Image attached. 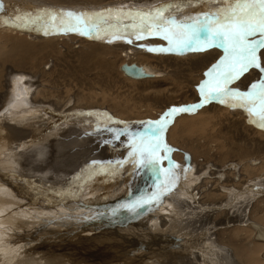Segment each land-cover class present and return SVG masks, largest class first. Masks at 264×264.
<instances>
[{
  "label": "rangeland",
  "instance_id": "1",
  "mask_svg": "<svg viewBox=\"0 0 264 264\" xmlns=\"http://www.w3.org/2000/svg\"><path fill=\"white\" fill-rule=\"evenodd\" d=\"M140 1L139 0H123V1L98 0L97 2L92 0H87V1L84 0L83 1L84 3L78 2L76 5H69V4L61 5L49 0H23L24 3L22 2V0L19 1L0 0V3H3V9L0 10V12L10 11L11 13L17 15L22 13L20 14L21 16L22 15L24 16L25 13H32L33 16H35L37 13L42 15L41 14L42 12H40L41 9L42 10L71 9L76 12L87 11V9L88 11H93V10L101 11L103 9V6L114 8L111 7L110 5H115V6L117 5L120 8L122 7L126 9L129 8V9L148 10V8H150L151 6L152 8L150 9H153L159 7L162 4H167L170 2V0H159V1L152 0L156 2H151V5L148 6L146 4L147 2L145 3L143 2L144 0L143 1L140 0ZM218 6H221L219 4V0H215V2H211V0H200L199 3H193L191 6L184 5L180 7L179 11L175 14L177 18H182L186 15H192L202 12H208L209 10H214ZM28 9H32V11ZM124 23L129 24L131 22H124ZM8 24L0 23V30H1L0 40L4 39L3 38L4 36L5 38L9 37L7 36L8 35L7 33L2 31V29L4 28L12 29ZM38 32H42V31H35L33 36L31 34L28 35L23 34L22 36H24L25 39L28 38L30 42L31 41L35 42L36 40L37 43H45L44 38L46 37L41 36L42 38L37 39L38 37H40L37 36ZM71 34H73L74 36L76 35L77 36L76 38L83 39V42L81 43L80 41L78 43L72 42L71 40H69L68 37H66V36H72ZM78 35L79 34L76 33L63 34L61 35L63 36L62 38L63 41H59V40L51 41L52 44L55 42L54 44L56 46H53L54 44L52 45L50 42H49V46L48 43L43 44L44 47L47 46L46 51L49 52V53L45 52L47 54H45L44 52H40L39 55H34V56H30L29 54L28 56L24 57L25 59H21L20 58L22 57L20 56L21 54H17L15 55V58L3 62L0 65V113L1 114H3L4 112L6 113L7 112L6 110H8L6 109L3 111L5 107H3L1 104V98L8 88L7 83L11 75L12 76L23 75L22 77L24 82L26 81L29 85L33 86L31 95L37 89H40L41 91L46 90L48 92L47 93L48 96L46 95L48 98L43 96L44 99L64 103V101L68 100V98L70 97V99L72 98V100H74L72 102L75 104V106L78 105L77 107L81 108L78 110L74 109V111L70 112L71 114L76 111L81 112L78 113V116L80 114L81 118L80 116L79 117L67 116L64 117L62 120H60V122L66 121L64 129H66L67 132L65 133V135L63 134V129L57 131V129L51 130L50 128H48L47 130V127L43 128L42 126L38 128L37 127L38 125H36L31 118H28L27 121L31 129L23 123L22 118L19 119L20 117H18V115H14L16 116L15 118L13 116V118H8L9 121H6L8 125L13 124L12 126L18 129L19 133L23 134L24 137L26 136L27 143L25 146H21L22 158L20 162L22 165L25 164L24 155L29 154L28 151L31 150L32 154L30 158V163L32 167L35 168V171L33 173H30L29 178L25 176L26 179H24L23 177H21V175L23 176V174H25L22 170L26 168H31V166L26 165L25 167L24 166L21 167L20 170L22 174L20 175V177L23 180L17 182L13 179L12 173L9 174L10 171L7 172L6 170H3V167L1 165H5L4 164L5 161H2V159L0 158V164H1L0 171L3 170L2 172L6 173L8 180L11 179L14 183L16 184L18 183L17 188H13V189L8 184L0 187V215H1L0 220L3 221V222L0 221L1 224L0 231L2 233L0 234V238H4L3 248L5 249L9 248V250L7 251L9 252L7 257L4 260H1L2 262L0 263L13 264L15 263V261L16 262L19 261L18 264H53V263L54 264H59V263L60 264H104L106 262L107 264H148L149 262L147 261V259L149 258L156 259L157 256L155 254L158 253L159 254L158 258L161 260L162 264H186V262L187 264H189L190 262H191L190 264H206L207 262H209V264H212V262L215 261L217 255L213 251L214 249L209 245H207L208 242L207 238L203 235H199L198 231H196V228L192 224L196 220V218L195 216L192 215L193 213L191 212L196 211L195 215H197V213H199L201 209H202L201 212L204 210V207H209L210 209V207L215 204L219 206L222 205L223 210H225L226 213L231 212L234 215L235 214L240 215L246 213V211H249L248 213L254 211V215H256L257 217H264V195L261 192L262 187L260 188L259 192L257 191L258 193H256V191L244 190L245 191L244 194L239 193L235 196L233 195V193L231 194L230 192H220L219 194L215 192H211L210 188H213L215 184L210 185L211 184L210 182L209 184L210 187L207 186V189L204 192L199 193L196 199H193L194 197H191L192 196L191 190H196V188H199L201 185H203V180H200L199 178L198 183H196L193 187L190 184L191 182L188 180V178H190V174L187 173L188 175H186L187 169H185L184 167L185 166L194 167L196 170V174H201L204 169L209 170V167L203 168L200 165V163L203 162L202 157L204 155L195 157L193 155V151L194 149L197 150L198 146L211 147V145L208 146L209 145L208 138L209 139L213 138V140H215L216 143L220 147H222V149L214 148V150L211 151V153L215 154L217 157H219V159L216 160V165H212L211 162L208 163L212 167L209 171L207 170L209 176L211 175L210 180H212L215 175H216L215 177L217 178H218L217 175H221L222 178L224 177L221 182V185L225 183L228 186H233V187L240 185L243 186V180H241V177L242 179L244 177H245L244 179H246L247 175L245 174L244 171L241 170L242 168H244L242 166L246 165L251 160L255 161V162L251 161L254 166H259L262 160H264L263 127L262 128H259V126L256 127L255 124H252V122L249 121L248 117L246 121H241L237 116H233L232 114H228L229 115L228 116L226 112L222 110L218 111V109L214 108L215 102L220 103V101L217 100L206 103L202 107L195 108L196 112L189 111L185 113L174 114L170 118V122L167 125L163 135H164L165 143L169 145L171 149L174 147L173 150L168 153L171 156L170 155L168 156L176 165L179 166L173 169V171L179 174L177 175L178 178L176 179L175 184L167 186V191H165L166 195L164 194L163 196H161L162 197L160 198L161 200L159 199L160 202L156 201L157 202L156 203L155 201L152 202L150 201L151 206L154 205L153 206L154 209H148L150 208L148 206V203H145L146 208L144 207L143 210L138 208L132 210L129 207H125V205H133L137 201L145 200V198H148L157 191H163V189L160 187L154 188L151 187L150 185L148 186L144 185L145 179L148 178L150 181L151 179H153L151 177L152 176L151 174H154L155 176L154 178H156L157 180L158 179L161 180L160 185L162 182L166 181V175L163 172L157 174L155 171L148 168L143 173L142 172L143 167H138L136 164L133 163V157L129 156V153L132 151L130 138L131 137L138 138L140 134L147 132L151 126L150 122L159 120L160 117L166 111H168L174 106L180 107V106H191V105L199 104L202 99L199 91V85L202 83V81L207 79L205 73L207 72L208 68L211 67V65L217 63V61L219 60L217 58L218 56L222 57L224 55V50L221 47L219 48V46L217 47L213 46L203 51H185V52L149 51L148 50L149 47H159V46L167 47L168 42L166 43V41L159 36L146 37L145 38L146 41L145 39L135 40L134 37L130 36L129 39H132V43H128L127 40H122V39L112 40L111 37L109 36H105L103 39H98V38H94L93 36L89 37V36H83V35L78 36ZM34 36H36V38ZM140 41L143 42L141 43ZM1 42L2 41H0V43ZM89 43L96 44L103 49L104 54L102 55V57H103L104 65L101 66L98 65L97 67L92 63L86 65L85 62L82 61L81 56L84 55L86 52H88V50H90L92 47L90 46ZM7 45L8 46L5 47V49L6 48L8 49L9 44ZM137 45H139V47H137ZM141 45H143V47ZM129 47H131L130 49H132L133 52H131ZM52 48H56V49L53 50ZM216 49H218V51ZM212 52H214V54ZM215 52L217 53V57ZM202 53H204L205 56L208 54L213 55L209 57L211 60H207L210 62L208 63L210 64V66L206 64L207 61L206 63L205 61H203V57L205 56L204 54L201 55ZM198 59L200 61H198ZM126 62L137 63L139 65H146L148 67H152L154 72L159 74V77L149 78L144 80H133L130 78H126V76L120 71V67L123 65V63ZM198 62L199 63L204 62L203 64L205 66L203 65L201 66V68L196 67L195 64ZM89 65L90 67L91 66L92 67L89 68ZM203 68H205V72ZM262 68H264V65H262ZM251 69H255L258 73V75L255 78V81H253L251 84H253L254 82L257 83L261 79H264V71H262L261 69L250 68L247 72H245V74H243V76H240L239 79L235 80L234 81L235 83L234 82H233L234 84L232 83L233 85L232 84L231 86L229 85V87L233 89H236V87L239 88L238 87L239 84H237V82L240 83L241 79L245 75H247L251 71ZM10 81H11L10 83H12L13 85L21 84L19 82L21 80H19L18 78H14V79L11 78ZM41 85H44V87H42ZM250 88L251 85L244 86V88H242L243 90L241 91H249ZM50 92H52V94ZM12 95H13V91H12ZM36 95L40 97L38 93H36ZM77 98L80 99L77 101ZM81 99L83 100L81 101ZM87 99L88 101H86ZM84 101L86 102V105H84L83 108V106L81 105L85 104ZM78 103L81 105H79ZM108 105L112 109L105 111ZM87 106H89L90 108L89 107L86 108ZM91 106L95 108L98 106L97 108L99 109L101 107L102 110L101 109L100 110L102 111V113L99 112L98 110L93 111V113L92 111L90 112L89 110L94 109ZM123 108H125L124 109L125 111H123ZM201 110L203 111L200 112ZM82 111L86 112V114L84 112L82 113ZM182 114L188 115V117H193V115L194 116L197 115V117H201L203 119L208 118V122H205L206 123L205 126L201 127L202 129L199 128L198 129L199 131H195V132L193 131L191 133L189 130L186 133L183 132L181 138H176L177 140H174L175 143H173L174 141H172L171 143L170 132H173V130L171 129L175 130L177 126L181 124L180 123L176 125L177 121L179 123V120L181 118L180 116ZM175 115L176 117L177 116L178 117L176 118ZM105 116L107 119L105 118ZM109 117L111 118L110 120L108 119ZM173 117L176 120L175 119L173 120ZM16 118L19 120H17ZM112 118L114 119V122ZM203 119L200 120L197 119V120H199L200 122ZM68 120H69V124H67ZM181 121L183 123L184 119H181ZM94 122L95 123L97 122L96 124L98 125V127L96 124H94ZM76 128L77 130L75 131ZM81 128L83 129L81 130ZM105 129L123 130V134L119 136V139H116L115 138L116 134L114 132H113L114 135H112V131L109 130L106 131ZM106 132H108V134ZM188 132H190V134H187ZM11 133L12 135L14 134L13 132ZM37 133L41 138L37 135ZM100 134H102V136ZM96 135L99 137H97ZM208 135L212 137L210 138L208 137ZM206 136L208 138H206ZM30 138L33 140H31ZM49 138L52 140H49ZM100 138L103 140L102 141L103 143L101 142ZM29 139L31 142L29 141ZM42 139L45 140L48 139V140L44 141ZM50 141H51V145H49ZM186 141H188V143ZM176 143L178 144L175 145ZM190 144L192 148L190 147ZM234 147H238V150L235 149ZM243 149L244 152L242 154V158L245 156L244 154L245 151L246 153L250 151L251 154H247V157L245 156L247 160L241 158V160H239L238 162L235 156L236 155L241 156L237 152ZM103 150H105V152ZM14 151L15 152L13 153L17 152L16 150ZM176 152L178 154L177 155L178 157L176 156ZM43 153L44 154L47 153V154L44 155ZM252 153L254 155H252ZM163 154L164 153L161 152V155ZM172 155L175 156V158ZM88 156L89 158H87ZM91 156H92L91 159L94 158L93 160L90 159ZM233 160L237 161L238 168L240 170L239 171L240 174L237 172L239 174L237 180L238 185L235 182L234 184H231L233 182H230L229 180L232 174L231 175L228 174L227 169H225L226 167H224L226 163L228 164L233 163ZM37 161L40 163H38ZM94 161L96 163H93ZM203 163L205 164L206 162ZM14 164L15 163L13 162L11 165L14 166ZM7 165L10 168L13 167L9 164ZM125 165L127 169L126 167L124 168ZM120 166L123 168V170L122 173L119 174ZM168 166H169L168 160H163L161 162L160 165L161 168H167ZM135 169H137L136 175H133L132 177L133 179L134 176L137 177V179L139 180V186L133 185L132 187L134 186L135 187L133 189L132 188L129 189L131 181L133 180L132 177L129 178L130 176L129 173H132ZM221 169L223 173L221 172ZM212 170L218 174L216 173L211 174L210 172H212ZM46 171H48V173H46ZM221 173L224 175H222ZM127 174L130 180H128V178L126 177ZM259 177L260 176H258V178ZM141 178L143 179V181ZM204 178L205 177H203V179ZM114 179H116L117 182ZM24 184L27 185L25 186ZM28 184L30 185L28 186ZM107 185H109L112 190L108 191V193H105L108 189ZM258 187L260 186L259 185H257L256 187L254 186L256 190ZM17 189L20 191H18ZM262 189H264V187ZM189 191L190 193H188ZM187 193L190 196L187 195ZM51 194H56L59 196H55ZM123 194L124 195L134 194V197H125L123 196ZM202 194H204L205 196ZM147 195L149 196L147 197ZM9 196L12 197L13 201H15L16 204H18V206L19 203L22 204L24 202L23 205L19 206L21 208L20 210L15 209L17 206L14 205L7 206V204H5L6 202H8L5 199L8 198L9 200ZM25 196H27L28 198ZM38 196L41 198H39ZM31 198H35V200L32 201L33 199ZM42 198L44 201H42ZM121 198L123 199L122 201ZM69 200L70 201L72 200L74 202L72 201L70 202ZM29 201H31L32 203ZM106 201L108 202V204ZM187 202L190 204H188ZM201 204H209V205L201 206ZM187 206L189 207L194 206L197 207V209L188 210ZM77 209L80 211V214H78V212L76 211ZM146 210L151 215L154 214L155 212V214L157 213L158 216L154 220H149L150 218L148 219L149 216L148 213L143 214L141 216L142 212L143 211L145 212ZM161 210L162 211L165 210L166 212L164 211L165 212L164 213ZM76 214L78 215L76 216ZM26 215L29 216V218ZM140 216L141 219L144 218L140 223L141 224L145 223V225L147 226L142 227V229L139 228L140 230L138 229L137 234L135 235L136 228L140 226L137 227L136 225L133 224L134 222L133 217L135 219ZM160 217L168 218L169 221L171 220L177 222H185L184 226L190 228L194 232L193 231L188 232L187 230L185 231L180 227L177 228L178 230L166 229L165 233L166 236H169V238H167L169 242L165 243V239L161 240L159 236H156L155 238L151 236V234H149L151 231L149 232L146 231L148 229L150 230V228H152V226L156 224L161 225V223L159 222ZM130 218L132 219V221L130 220ZM127 220H128V224H127ZM197 224L199 223H196L195 225ZM201 227H202V231L206 233L205 227L202 225ZM232 229H234V225L232 226L231 231ZM18 231H23L24 235H22V233L18 235ZM115 232L120 233L118 237H114L112 235V234L116 235ZM85 235L88 236L87 241H85ZM152 237L154 240L152 239ZM234 237L236 238L237 236L234 235ZM9 239L15 241V243L10 244ZM17 239L18 242L16 243ZM139 240L140 242H138ZM146 241H148V243H145ZM29 245L32 246L30 247ZM131 245L132 246L135 245V246L132 247ZM123 246L126 247V249H123L122 248ZM131 247L132 248L136 247V249L134 250ZM16 248H18L16 252L11 251V249H16ZM113 248L116 250L122 248V250L116 252L112 250ZM28 249H30L31 252L30 250L28 251ZM165 249L169 251V253ZM43 252L45 253V255ZM232 252H234L233 247L230 249L229 253L232 254ZM58 253H62V254H58ZM230 258L233 259V257ZM30 259L32 261H30ZM233 260L235 261V264L242 263L240 261H237L238 259H233ZM230 262L231 261H229L227 264H233L232 262L231 263ZM217 264H221V263H217Z\"/></svg>",
  "mask_w": 264,
  "mask_h": 264
},
{
  "label": "bare ground",
  "instance_id": "2",
  "mask_svg": "<svg viewBox=\"0 0 264 264\" xmlns=\"http://www.w3.org/2000/svg\"><path fill=\"white\" fill-rule=\"evenodd\" d=\"M19 1V0H18ZM49 1H52V2H56V3H58V4H69V5H76L78 2H80V3H84L83 1H81V0H49ZM87 1V0H86ZM92 1H97L98 2V0H92ZM112 1V0H111ZM117 1H123V0H117ZM140 1V0H139ZM143 1V0H142ZM157 1H159V0H157ZM22 2H23V0H22ZM51 2V3H52ZM101 2V1H100ZM141 2V1H140ZM144 3L145 2H147L146 4L149 6V5H151V2H156V1H152V0H144L143 1ZM18 3V2H17ZM21 3V2H20ZM24 3V2H23ZM86 3V2H85ZM28 4V3H27ZM119 5V4H118ZM200 5V4H199ZM59 6V5H58ZM111 7H114V8H120V7H118L117 5V7L115 6V5H110ZM72 7V6H71ZM60 8V7H59ZM64 8V7H63ZM109 7H106V6H103V9H102V7H101V9L102 10H104V9H108ZM122 8V7H121ZM150 8H152V6L150 7ZM150 8H148V9H150ZM26 9V8H25ZM61 9V8H60ZM96 9V8H95ZM127 9H129V8H127ZM28 10H31L32 11V9H28ZM42 10V9H41ZM62 10V9H61ZM69 10V9H68ZM71 10V9H70ZM87 11H88V9H87ZM193 11V10H192ZM39 12V11H38ZM20 14H22V13H20ZM20 14H13V13H11L10 11H6V12H0V20H15V18L17 17V16H21ZM34 14H35V11H34ZM42 15H43V13H41ZM23 16V15H22ZM124 22H131V21H123V23ZM8 24V23H7ZM125 24V23H124ZM12 29H10V28H4V29H2V31L3 32H5V33H7L8 35L7 36H9V37H7V38H5V36L3 37L4 39H1L0 41H2L1 43H0V65L3 63V62H6V61H9V60H11V59H13V58H15V55H17V54H21L20 56H22V57H20L21 59H25L24 57H26V56H28L29 54H30V56H34V55H39L40 54V52H48V51H46V47H44V45L43 44H45V43H48V46H49V42L51 43V41H53V40H59V41H63V36H61V35H63V34H66V33H53L54 35H52V34H49V35H45V34H43V32H38L37 34V36H40V37H38L37 39H39V38H42L41 36H44V37H46V38H44L45 39V43H37V41L35 40V42H30L29 41V39L27 38V39H25L24 38V36H22L23 34H31L32 36L34 35V33H35V31L34 30H29V29H22V28H17V27H15V26H13V24L11 23V25H10V23L8 24ZM17 28V29H16ZM16 30H19V31H16ZM1 31V30H0ZM7 31V32H6ZM42 33V34H41ZM56 34H58V35H56ZM2 35V34H1ZM72 36H66V37H68L69 38V40H71L72 42H74V43H78L79 41H80V43L81 42H83V39H80V38H76L77 36L75 35H73V34H71ZM3 36V35H2ZM54 36V37H53ZM79 36V35H78ZM35 38H36V36H34ZM89 37H91V36H89ZM110 37V36H109ZM32 38V37H31ZM48 38V39H47ZM50 38V39H49ZM82 38V37H81ZM85 38V37H84ZM87 38V37H86ZM4 40V41H3ZM85 40V39H84ZM91 40H93V39H91ZM145 41H146V39H145ZM149 41V40H148ZM166 41V40H165ZM68 42V41H67ZM70 42V41H69ZM116 42V41H115ZM136 42V41H135ZM141 42V41H140ZM143 42V41H142ZM141 42V43H142ZM168 41H166V43H167ZM55 43V42H54ZM53 43V44H54ZM58 43V42H57ZM74 43H73V45H74ZM137 43V42H136ZM139 43V42H138ZM7 44H9V47H8V49L6 48L5 49V47H7L8 45ZM52 44V43H51ZM52 44V45H53ZM86 44V43H85ZM90 44V46H92L91 47V49L90 50H88V52H86L84 55H82L81 56V58H82V61H84L85 62V64L87 65V64H93V65H96L97 67H98V65H104V62H103V57H102V55L104 54L103 52V49L100 47V46H98V45H96V44H93V43H89ZM152 44V43H151ZM154 44V43H153ZM52 45H51V47H52ZM79 45V44H78ZM129 45V44H128ZM155 45V44H154ZM53 46H56L55 44L53 45ZM66 46V45H65ZM80 46V45H79ZM89 46V47H90ZM127 46V45H126ZM150 46V45H149ZM161 46H163V45H161ZM105 47V46H104ZM128 47V46H127ZM137 47H139V45H137ZM141 47V46H140ZM160 47V46H159ZM165 47V46H164ZM217 47V46H216ZM107 48V47H106ZM131 47H129V49H130ZM145 48V47H144ZM220 48V47H219ZM49 49H50V47H49ZM53 50L54 49H56V48H52ZM223 49V48H222ZM105 50V49H104ZM131 50V52H133L132 51V49H130ZM129 50V51H130ZM136 50V49H135ZM217 51H218V49H216ZM74 51V50H73ZM84 51V50H83ZM125 51H127V50H125ZM203 51V50H202ZM211 51V50H210ZM221 51V50H220ZM223 51V50H222ZM59 52V51H58ZM79 52V51H78ZM43 53V54H44ZM49 53V52H48ZM208 53H210V52H208ZM208 53H206V54H208ZM213 54H214V52H212ZM45 54H47V53H45ZM111 54V53H110ZM116 54V53H115ZM204 53H202L201 55H203ZM215 54H216V57H217V53L215 52ZM220 54V53H219ZM218 54V55H219ZM117 55V54H116ZM185 55H186V53H185ZM199 55V54H198ZM194 56V55H193ZM192 56V57H193ZM200 56V55H199ZM204 56H205V54H204ZM210 56H213V55H211V54H208V55H206L205 57H203V61H205V63H206V61L207 60H211L209 57ZM214 57H215V55H214ZM216 57H215V59H216ZM19 58V59H20ZM200 58V57H199ZM212 58V57H211ZM219 60H220V58L221 57H217ZM202 59V58H201ZM214 59V60H215ZM217 59V60H218ZM218 60V61H219ZM198 61H200L199 59H198ZM213 61V60H212ZM217 61V62H218ZM23 62V61H22ZM204 62H201V63H196L195 65H196V67H198V68H201V66H203L204 64H203ZM208 63H210L209 61H207V65L208 66H210V64H208ZM212 63V62H211ZM123 64H132V63H123ZM135 64H137V63H135ZM85 65V66H86ZM137 65H139V64H137ZM207 65H206V67H207ZM214 65V64H213ZM262 65H264V61H262ZM81 66V65H80ZM121 66V65H120ZM139 66H142L147 72H150L151 74H152V76H147V77H142V78H134V77H132V76H129V75H127L122 69H121V67H120V71L126 76V78H130V79H133V80H144V79H149V78H157V77H159V74H157L156 72H154V70H153V68L152 67H148V66H146V65H139ZM172 66V65H171ZM205 66V65H204ZM92 67V66H91ZM90 67V65H89V68H91ZM94 67V66H93ZM205 67V68H206ZM211 67H212V65H211ZM211 67H209L208 68V70L211 68ZM88 68V69H89ZM205 68H203L204 69V72H205ZM81 69V68H80ZM257 69V68H256ZM207 70V69H206ZM207 70V71H208ZM261 71V70H260ZM245 74V73H244ZM78 75V74H77ZM258 75V73H257V71L255 70V69H251V71L247 74V75H245L242 79H241V82L240 83H238L237 82V84H239V88H237L236 87V89H238V90H243L242 88H244V86H249V85H252L251 83L253 82V81H255V78H256V76ZM12 76V75H11ZM10 76V79L11 78H18L19 80H21V81H19L21 84H18V85H13L12 83H10L11 81H10V79L8 80V83H7V85H8V88H7V90H6V92L4 93V95L2 96V98H1V104H2V106L3 107H5V109H3V111L4 110H6V109H8V110H6L7 112L5 113H3V114H1L0 113V158L2 159V161H5V165H1L2 167H3V170H6L7 172L8 171H10L9 172V174L10 173H12V176H13V179L15 180V181H17V182H19V181H21V180H23L21 177H23L24 179H26V177L25 176H27L28 178H29V176H30V173H33L34 171H35V168L34 167H32V165H31V163H30V158H31V150L30 151H28V153L29 154H25L24 155V160H25V164L24 165H22L21 164V158H22V153H21V146H25L26 145V143H27V139H26V136L24 137L23 136V134H21V133H19V130L18 129H16L14 126H12V125H8L7 123H6V121H9V119L8 118H13V116L14 115H18V117H20L19 119H21L22 118V120H23V123L27 126V127H29V123H27V121H28V118H31L32 120H33V122L36 124V125H38L37 127L39 128L40 126H42L43 128H45V127H47V130H48V128H50L51 130L52 129H57V131H59V130H61V129H63V134L65 135V133L67 132V130L66 129H64V127H65V124H66V121L65 122H60V120H62L64 117H71V116H76V117H79L80 116V114H79V116H78V113H81V112H73L72 114L70 113L71 111H74V109H81V108H79V107H77V106H75V104L72 102V101H74V100H72V98L70 99V97L68 98V100H66V101H64V103H61V102H58V101H53V100H47V99H44V97L43 96H45V97H47L48 95H47V91L46 90H40V89H37L34 93H32V95H31V91H32V85H29L26 81L24 82V80H23V75L22 76H12L11 77ZM243 76V75H242ZM240 78V77H239ZM235 83V82H234ZM233 83V84H234ZM255 83V82H254ZM232 84V85H233ZM40 86V85H39ZM42 87H44V85H41ZM231 86V85H230ZM235 87V86H234ZM35 88V87H34ZM241 88V89H240ZM12 91H13V95H12ZM36 93H38V95H40V97H38L37 95H36ZM51 94H52V92H50ZM47 95V96H46ZM77 95V94H76ZM14 96H15V98H14ZM51 96V95H50ZM83 96H84V94H83ZM59 97H61V96H59ZM77 97V96H76ZM48 98V97H47ZM80 99V98H79ZM78 98H77V101L79 100ZM91 99V98H90ZM83 99H81V101H82ZM86 101H88V99L86 100ZM93 101V100H92ZM91 101V102H92ZM95 101V100H94ZM217 101H219V100H217ZM85 102V101H84ZM79 104V103H78ZM213 104H214V102H213ZM79 105H81V104H79ZM84 105H86V102H85V104H83V105H81V106H83V108H84ZM89 105V104H88ZM105 105V104H104ZM110 106H112V105H110ZM215 106V107H214ZM213 107L215 108V109H218V111L219 110H222V111H224V112H226L227 113V115L228 114H232L233 116H237V117H239V119L241 120V121H246L247 120V117H248V119H249V121H250V116H249V114H248V112L244 109V108H240V107H231L230 106V104L229 103H218V102H215V105H214ZM89 106H87L86 108H88ZM91 107H93V106H91ZM98 107V106H97ZM95 108V107H93L94 109L93 110H89L90 112L92 111V113H93V111H99V112H101L102 113V108L100 107V109L99 108ZM125 107V106H124ZM90 108V107H89ZM107 109H105V111H107V110H109V109H112L111 107H109V105L106 107ZM126 108V107H125ZM125 108H123V111H125L124 109ZM130 108V107H129ZM232 108H233V110H232ZM92 109V108H91ZM86 110V109H85ZM199 110V109H198ZM198 110H197V113H198ZM104 111V110H103ZM194 112H196V109H194L193 110ZM203 110H201L200 112H202ZM217 111V110H216ZM222 111H221V113H222ZM84 111H82V113H83ZM194 112H192V113H194ZM34 113V114H33ZM85 114H86V112H84ZM91 113V114H92ZM95 113H97V112H95ZM181 113H185V112H181ZM6 114V115H5ZM185 116H187V117H185ZM229 116V115H228ZM16 116H14V118H15ZM118 117V116H117ZM175 117H176V115H175ZM178 117V116H177ZM176 117V118H177ZM181 118H180V120H179V123H178V121H177V124L176 125H178V124H180V125H178L177 126V128L174 130V129H171V130H173V132H170V140H171V143H172V141H174V140H177L176 138H181V136H182V133L183 132H187V131H189L190 130V132L192 133L193 131L195 132V131H199L198 129L199 128H201V127H204L205 126V122H208V118H205V119H203V118H201V117H197V115L196 116H194L193 115V117H188V115H181L180 116ZM6 118H7V120H6ZM80 118H81V116H80ZM105 118H106V116H105ZM17 119V118H16ZM19 119H17V120H19ZM86 119V118H85ZM90 119V118H89ZM107 119V118H106ZM118 119V118H117ZM175 118L173 117V120H174ZM181 119H184V121H183V123H182V121H181ZM197 119H203V120H201L200 122H199V120H197ZM11 120V119H10ZM30 120V119H29ZM70 120V119H69ZM69 120H68V122H67V124H69ZM81 120H84V119H81ZM95 120V119H94ZM112 120H113V122H114V119L112 118ZM172 120V119H171ZM176 120V119H175ZM178 120V119H177ZM102 121V120H101ZM116 121H118V120H116ZM15 122V121H14ZM18 122V121H17ZM39 123V124H37V123ZM91 122H93V121H91ZM99 122V121H98ZM107 122V121H106ZM109 122V121H108ZM173 122V121H172ZM16 123V122H15ZM40 123H42V124H40ZM97 123V122H96ZM95 122H94V124H96ZM240 123V122H239ZM85 124V123H84ZM108 124V123H107ZM114 124V123H113ZM112 124V125H113ZM243 124V123H242ZM241 124V125H242ZM252 124H255L256 125V127H258L259 126V124L258 123H253L252 122ZM97 125V124H96ZM99 125H100V123H99ZM109 125H111V124H109ZM116 125V124H115ZM124 125V124H123ZM173 125H174V123H173ZM176 125H175V127H176ZM240 125V124H239ZM106 126V125H105ZM26 127V128H27ZM36 127V126H35ZM90 127V126H89ZM97 127H98V125H97ZM108 127V126H107ZM110 127V126H109ZM113 127V126H112ZM116 127V126H115ZM171 127V126H170ZM20 128H21V126H20ZM30 128V127H29ZM33 128V127H32ZM102 128V127H101ZM111 128V127H110ZM249 128H252V127H249ZM259 128H262V127H260L259 126ZM31 129V128H30ZM83 128H81V130H82ZM92 129V128H91ZM202 129V128H201ZM263 129H264V127H263ZM36 130V129H35ZM77 130V128L75 129V131ZM106 130V129H105ZM107 130H109V129H107ZM106 130V131H107ZM41 131V130H40ZM11 132H13L14 134L12 135V133ZM42 132V131H41ZM51 132V131H50ZM100 132V131H99ZM113 132L114 131H112V135H114L113 134ZM167 132V131H166ZM190 132H188L187 134H190ZM62 133V132H61ZM81 133H82V131H81ZM87 133V132H86ZM101 133V132H100ZM107 134H108V132H106ZM109 133H111V132H109ZM115 133V132H114ZM51 134V133H50ZM56 134V133H55ZM54 134V135H55ZM96 134V133H95ZM116 134V133H115ZM167 134V133H166ZM186 134V135H187ZM33 135H35V134H33ZM37 135L39 136V134L37 133ZM37 135H36V137H37ZM44 135V134H43ZM53 135V134H52ZM98 135V134H97ZM96 135V136H97ZM101 136H102V134H100ZM104 135V134H103ZM88 136V135H87ZM100 136V137H101ZM106 136V135H105ZM107 136H109V135H107ZM111 136V135H110ZM116 136V135H115ZM178 136H180V137H178ZM184 136V135H183ZM194 136V135H193ZM192 136V137H193ZM40 137V136H39ZM49 137V136H48ZM52 137V136H51ZM56 137V136H55ZM97 137H99V136H97ZM168 137V136H167ZM204 137V136H203ZM208 137H210L209 135H208ZM207 136H206V138H208ZM212 137V136H211ZM210 137V138H211ZM41 138V137H40ZM45 138V137H44ZM85 138V137H84ZM112 138V137H111ZM125 138V137H124ZM31 139V138H30ZM30 139H29V141H30ZM36 139V138H35ZM98 139V138H97ZM96 139V140H97ZM101 139V138H100ZM108 139H110V138H108ZM108 139H106V140H108ZM117 139V138H116ZM115 139V140H116ZM31 140H33V139H31ZM38 140V139H37ZM42 140H44V141H46V140H48V139H42ZM49 140H52V139H50L49 138ZM123 140V139H122ZM70 141V140H69ZM103 140L101 139V142H102ZM169 141V140H168ZM178 141H179V139H178ZM177 141V142H178ZM181 141V140H180ZM198 141V140H197ZM31 142V141H30ZM34 142V141H33ZM54 142V141H53ZM187 143H188V141H186ZM214 142V143H213ZM103 143V142H102ZM173 143H175V141L173 142ZM183 143V142H182ZM185 143V142H184ZM41 144V143H40ZM178 143H176L175 145H177ZM208 146H210L211 145V147H204V146H198L197 147V150H195L194 149V151H193V155L195 156V157H199V156H203L202 157V159H203V162H206L205 164L203 163V162H201L200 163V165H201V167H203V168H206V167H209V170L212 168L208 163L209 162H211V164L212 165H216V160L217 159H219V157H217L215 154H212L211 153V151L212 150H214V148H221L222 149V147H220L217 143H216V141L215 140H213V138H211V139H209L208 138ZM11 145H12V147H11ZM17 146V147H15V146ZM31 145H32V143H31ZM49 145H51V141H50V144ZM186 145V144H185ZM193 145V144H192ZM29 146V145H28ZM39 146V145H38ZM169 146V145H168ZM179 146V145H178ZM194 146V145H193ZM190 147H191V144H190ZM258 147V146H257ZM30 148V147H29ZM40 148V147H39ZM46 148V147H45ZM76 148V147H75ZM171 148V147H170ZM174 148V147H173ZM173 148H172V150H173ZM179 148V147H178ZM192 148V147H191ZM194 148V147H193ZM235 149H237L238 150V147H234ZM99 149V148H98ZM190 149V148H189ZM14 150H16L17 152L16 153H13V152H15ZM73 150V149H72ZM102 150V149H101ZM264 150V149H263ZM25 151V150H24ZM53 151V150H52ZM104 152H105V150H103ZM176 151V150H175ZM190 151V150H189ZM248 151V150H247ZM262 151V150H261ZM260 151V152H261ZM22 152H23V150H22ZM58 152V151H57ZM95 152V151H94ZM174 152V151H173ZM237 152V151H236ZM243 152H244V149L243 150H241V151H239V152H237V153H239L241 156H239V155H236L235 157H236V159H237V161L239 162V160H241V158H242V154H243ZM249 152V153H248ZM247 153H246V151H245V156L247 157V154H251V152L250 151H248ZM35 153H37V152H35ZM53 153V152H52ZM44 154V153H43ZM45 154H47V153H45ZM44 154V155H45ZM76 154V153H75ZM90 154V153H89ZM88 154V155H89ZM95 154V153H94ZM38 155V154H37ZM101 155V154H100ZM110 155H112V154H110ZM168 155H170V154H168ZM174 155V154H173ZM172 155V156H173ZM178 154H177V152H176V156H177ZM185 155V154H184ZM252 155H254L253 153H252ZM47 156V155H46ZM85 156V155H84ZM121 156V155H120ZM171 156V155H170ZM243 157L244 158V160L246 159V157ZM98 157V156H97ZM100 157V156H99ZM104 157V156H103ZM108 157V156H107ZM174 158H175V156H173ZM178 157V156H177ZM191 157V156H190ZM205 157V158H204ZM249 157V156H248ZM251 157V156H250ZM87 158H89V156L87 157ZM92 158V156L90 157V159ZM119 158V157H118ZM242 158V159H243ZM94 159V158H93ZM93 159H91V160H93ZM110 159V158H109ZM113 159V158H112ZM97 160V159H96ZM104 160V159H103ZM235 160V159H234ZM233 160V163H230V164H228V163H226V165L224 166V163H223V166L224 167H226L225 169H227V172H228V174H232L231 176H230V182H233V183H231V184H234V182L235 183H237V185H238V182H237V180H238V177H239V168H238V163H237V161H234ZM247 160V159H246ZM74 161V160H73ZM107 161V160H106ZM249 161H250V159H249ZM252 162L254 161V160H251ZM248 162L246 165H243L242 167H244V168H242L241 170L242 171H244L245 172V174L247 175V178L246 179H242V177H241V180H243V186L242 185H240V186H235V187H233V186H228L227 184H225V183H223V185H221V182H222V180H223V178L221 177V175H217L218 176V178L217 177H213V179L212 180H210V176H209V173H208V171L206 170V169H204L203 170V172L201 173V174H196V170H195V168L194 167H190V166H185L184 168L185 169H187V172H186V175H188L187 173H189L190 174V178H188V180L191 182H189L193 187H194V185L196 184V183H198V180H199V178H200V180H203V185H201L199 188H196V190H191L192 192H191V194H192V196L191 197H194L193 199H196V197L198 196V194L199 193H201V192H204L206 189H207V186H209V184H210V182H211V184L210 185H212V184H215L214 186H215V188H214V186H213V188H210V191L211 192H215V193H220V192H230L231 194L233 193V195H237V194H244L245 193V191L246 190H250V191H256V193H258L259 192V190H260V188L262 187H264V160H262V162H261V164L259 165V166H254L253 164H252V162ZM258 161V160H257ZM256 161V162H257ZM15 163L14 164V166L13 165H11L12 163ZM38 162V161H37ZM127 162V161H126ZM183 162V161H182ZM247 162V161H246ZM255 162V161H254ZM36 163V162H35ZM38 163H40V162H38ZM70 163V162H69ZM88 163V162H87ZM241 163V162H240ZM7 164H9V165H11V166H13L12 168H10ZM182 164V163H181ZM208 164V165H207ZM228 164V165H227ZM251 164V165H250ZM26 165H30L31 166V168H26V169H24V170H22L25 174H23V176L21 175L22 174V172H21V167H25ZM250 165V166H249ZM258 165V164H257ZM47 167V166H46ZM126 167V165L124 166V168ZM55 168V167H54ZM117 168V167H116ZM134 168V167H133ZM115 169V168H114ZM126 169H127V167H126ZM139 169V168H138ZM148 168L147 167H143V169H142V172L144 173V171H146ZM1 170V169H0ZM2 170V171H3ZM59 170V169H58ZM122 170H123V168L120 166V171H119V174L120 173H122ZM2 171H0V187L1 186H3V185H6V184H8V185H10L11 187H12V189L13 188H17V184L16 183H14L11 179V181L10 180H8V178H7V176H6V173L5 172H2ZM114 171V170H113ZM140 171H141V168H140ZM178 171V170H177ZM186 171V170H185ZM136 172H137V169H135L132 173H129V178H131L133 175H136ZM221 172L223 173V171H222V169H221ZM239 174H238V173ZM38 173V172H37ZM44 173V172H43ZM46 173H48V171H46ZM183 173H184V171H183ZM182 173V174H183ZM211 174H215L216 172L215 171H213L212 170V172H210ZM221 173V174H222ZM242 173V172H241ZM8 174V173H7ZM140 174V173H139ZM177 174V173H176ZM216 174H218V173H216ZM238 174V175H237ZM260 174V175H259ZM20 175H21V177H20ZM38 175V174H37ZM49 175V174H48ZM152 175V176H151ZM150 176L153 178V179H151V181L147 178V179H145L144 180V185L145 186H148V185H150L151 187H159L160 186V179H156V178H154L155 176H154V174H151ZM177 175H179V174H177ZM184 175H185V173H184ZM192 175V176H191ZM222 175H224V174H222ZM10 176V175H9ZM258 176H260L259 178H258ZM51 177V176H50ZM127 178H128V174H127V176H126ZM203 177H205L204 179H203ZM128 178V180H130ZM144 178V177H143ZM180 178V177H179ZM261 178V179H260ZM31 179V178H30ZM48 179V178H47ZM132 179H133V177H132ZM142 179V178H141ZM156 179V180H155ZM186 179H187V177H186ZM51 180V179H50ZM53 180V179H52ZM74 180V179H73ZM116 182H117V180L116 179H114ZM128 180H126V181H128ZM55 181V180H54ZM122 181V180H121ZM142 181H143V179H142ZM240 181V180H239ZM32 182V181H31ZM30 183V182H29ZM107 183V182H106ZM130 183V182H129ZM259 185L260 187H258L257 188V190L254 188V186L256 187L257 185ZM25 185V184H24ZM27 185V184H26ZM25 185V186H26ZM30 184H28V186H29ZM44 185V184H43ZM52 185V184H51ZM50 185V186H51ZM133 185H137V186H139V180L137 179V177H135L134 176V179L131 181V184H130V188L129 189H133L134 187H132ZM159 185V186H158ZM20 186V185H19ZM129 186V185H128ZM149 186V187H150ZM184 186V185H183ZM221 186V187H220ZM223 186V187H222ZM253 186V187H252ZM21 187V186H20ZM107 187H108V189H107V191L105 192V193H108V191H111L112 189H111V187L109 186V185H107ZM210 187V186H209ZM27 188V187H26ZM58 188V187H57ZM117 188V187H116ZM121 188H122V186H121ZM261 188V192L263 193V195H264V189H262ZM44 189V188H43ZM18 190V189H17ZM45 190V189H44ZM46 190H47V188H46ZM49 190V189H48ZM245 190V191H244ZM18 191H20V190H18ZM22 191V190H21ZM28 191V190H27ZM26 191V192H27ZM50 191V190H49ZM49 191H48V194H49ZM127 191V190H126ZM136 191V190H135ZM139 191V190H138ZM258 191V192H257ZM30 192V191H29ZM129 192V191H128ZM137 192V191H136ZM28 193V192H27ZM31 193V192H30ZM51 193V192H50ZM188 193H190V191L188 192ZM187 193V195H189ZM13 194V193H12ZM33 194V193H32ZM57 194V193H56ZM56 194H51V195H55V196H59V195H56ZM117 194V193H116ZM127 194V193H126ZM124 195L123 194V196H125V197H134V194L133 195ZM3 195V194H2ZM6 195V194H5ZM14 195V194H13ZM17 195V194H16ZM110 195V194H109ZM166 195V194H165ZM170 195H171V193H170ZM175 195V194H174ZM202 195H204V194H202ZM30 196V195H29ZM40 196V195H39ZM38 196V197H39ZM44 196V195H43ZM46 196V195H45ZM149 195H147V197H148ZM152 196V195H151ZM151 196H149V197H151ZM190 196V195H189ZM201 196V195H200ZM205 196V195H204ZM208 196V195H207ZM232 196V195H231ZM234 196V197H235ZM25 197H27V196H25ZM122 197V196H121ZM143 197V196H142ZM141 197V198H142ZM148 197V198H149ZM166 197V196H165ZM186 197V196H185ZM28 198V197H27ZM39 198H41V197H39ZM56 198V197H55ZM70 198V197H69ZM123 198V197H122ZM121 198V201L123 200ZM148 198H145V200H148ZM160 198H162V197H160ZM217 198V197H216ZM31 199H33L32 201H34L35 200V198H31ZM71 199V198H70ZM178 199V198H177ZM208 199V198H207ZM5 200H7L8 202H6L5 204H7V206H17L15 209H21L19 206H21V205H23V203L21 204V203H19V206H18V204H16V202L15 201H13V199H12V197L11 196H9V200H8V198L7 199H5ZM15 200V199H14ZM73 200V199H72ZM71 200V201H72ZM117 200V199H116ZM134 200V199H133ZM161 200V199H160ZM214 200V199H213ZM225 200V199H224ZM22 201V200H21ZM42 201H44L43 200V198H42ZM70 201V200H69ZM70 201V202H71ZM108 201V200H107ZM106 201V202H107ZM125 201V200H124ZM143 201V200H142ZM172 201V200H171ZM190 201V200H189ZM188 201V202H189ZM220 201V200H219ZM1 202H3V201H1ZM5 202V201H4ZM29 202H31V201H29ZM72 202H74V201H72ZM120 202V201H119ZM152 202V201H151ZM156 202V201H155ZM160 202V201H159ZM187 202V203H188ZM195 202H196V200H195ZM217 202H218V200H217ZM225 202V201H224ZM223 202V203H224ZM32 203V202H31ZM30 203V204H31ZM110 203H111V201H110ZM115 203V202H114ZM117 203V202H116ZM157 203V202H156ZM168 203V202H167ZM5 204H3V205H5ZM28 204V203H27ZM65 204V203H64ZM77 204V203H76ZM80 204V203H79ZM107 204H108V202H107ZM119 204V203H118ZM162 204V203H161ZM185 204V203H184ZM188 204H190V203H188ZM187 204V205H188ZM213 204V203H212ZM62 205V204H61ZM160 205V204H159ZM158 205V206H159ZM208 206L209 204H201V206ZM2 206V205H1ZM26 206V205H25ZM106 206V205H105ZM148 206L150 207V208H148V209H154V205L153 206H151V203H150V201L148 202ZM157 206V207H158ZM161 206V205H160ZM197 206V205H196ZM222 206V205H221ZM221 206H219V205H213V206H211L210 207V209H209V207H204V210L201 212V210H200V212L199 213H197V215H195L196 214V211H192L191 213H193L192 215L193 216H195V218H196V220L192 223L193 224V226L196 228V231H198V233H199V235H203V236H205L206 238H207V240H208V242H207V245H209L210 247H212L214 250V252H215V254L217 255L216 256V259H215V261L214 262H212V264H215V262H216V264L217 263H221V264H227L229 261H231L233 264H235V261L233 260V259H238L237 261H240V262H242V263H240V264H264V256H263V254H264V239H258L257 238V234H258V232H260V233H263L264 234V217H257L256 215H254V211L253 212H251V213H248L249 211H246V213H244V214H240V215H234L233 213H226V211L225 210H223V206L221 207ZM144 207L146 208V204H142V206H140V207H137L138 209H141V210H143L144 209ZM156 207V206H155ZM186 207V206H185ZM260 207V206H259ZM171 208V207H170ZM169 208V209H170ZM225 208V207H224ZM79 209V208H78ZM76 210L77 212H78V214H80V211L79 210ZM159 209V208H158ZM167 209V208H166ZM187 209L189 210V209H192V210H194V209H197V207H194V206H187ZM31 210V209H30ZM67 210V209H66ZM110 210V209H109ZM168 210V209H167ZM108 211V210H107ZM139 211V210H138ZM162 211V210H161ZM165 211V210H164ZM164 211H162V212H164ZM186 211V210H185ZM103 212H104V210H103ZM151 212V211H150ZM161 212V213H162ZM166 212V211H165ZM164 212V213H165ZM172 212V211H171ZM11 213V212H10ZM15 213V212H14ZM13 213V214H14ZM17 213V212H16ZM128 213V212H127ZM149 214V216H148V219L149 220H154L158 215H157V213L155 214V212H154V214H150L147 210L144 212H142V214H141V216L143 215V214ZM158 213H160V212H158ZM225 213V214H224ZM78 214H76V216L78 215ZM94 214H97V213H94ZM102 214V213H101ZM108 214V213H107ZM119 214V213H118ZM103 215H104V213H103ZM106 215V214H105ZM114 215V214H113ZM116 215V214H115ZM120 215V214H119ZM126 215V214H125ZM124 215V216H125ZM1 216V215H0ZM12 216V215H11ZM18 216V215H17ZM27 216V215H26ZM122 216V215H121ZM141 216L140 217H137V218H135L134 219V217H133V224L134 225H136L137 227L138 226H140V227H138V228H136V231H135V235L137 234V231H138V229L140 228V229H142V227H146L147 225H145V223H143V224H141L140 222L142 221V219H144V218H142L141 219ZM151 216V217H150ZM28 218H29V216H27ZM74 217V216H73ZM114 217V216H113ZM162 217V216H161ZM160 217V219H159V222L161 223V225H159V224H156V225H154V226H152V228H150V230L148 229V230H146L147 232H149V231H151L149 234H151V236H153V237H155L156 238V236H159V238L161 239V240H163V239H165V243H168L169 242V240H167V238H169V236H166V233H165V230L166 229H168V230H171V229H174V230H178L177 228L178 227H180V228H182L183 230H187L188 232H192L193 230H191L190 228H187V227H185L184 226V224H185V222H177V221H169L168 220V218H161ZM170 217V216H169ZM3 218H4V216H3ZM10 218V217H9ZM19 218H20V216H19ZM71 218V217H70ZM84 218V217H83ZM82 218V219H83ZM106 218V217H105ZM120 218V217H119ZM24 219V218H23ZM78 219V218H77ZM95 219V218H94ZM148 219H147V221H148ZM182 219V218H181ZM72 220V219H71ZM123 220V219H122ZM130 220L132 221V219L130 218ZM1 222H3L2 220H0ZM73 221V220H72ZM94 221V220H93ZM115 221H117V220H115ZM8 222H10V221H8ZM88 222V221H87ZM91 222V221H90ZM89 222V223H90ZM5 223H7V222H5ZM188 223V222H187ZM196 223H199V224H197V225H195ZM10 224V223H9ZM20 224V223H19ZM114 224V223H113ZM127 224H128V220H127ZM243 224V225H242ZM6 225V224H5ZM125 225V224H124ZM201 225L202 226H204L205 227V230H206V233L205 232H203L202 231V227H201ZM234 225V229H232V231H231V228H232V226ZM236 225H237V228H236ZM0 226H1V224H0ZM126 226V225H125ZM259 227L262 229H260L259 230ZM4 228V227H3ZM133 228V227H132ZM90 229V228H89ZM139 229V230H140ZM20 230V229H19ZM123 230V229H122ZM167 230V231H168ZM12 231V230H11ZM43 232V231H42ZM52 232V231H51ZM124 232V231H123ZM172 232V231H171ZM194 232V231H193ZM5 233V232H4ZM20 233H22V235H24L23 234V231H18V235H20ZM41 233V232H40ZM0 234H2L1 233V231H0ZM115 234L117 235H114V234H112L114 237H118L119 236V234L120 233H118V232H115ZM14 235V234H13ZM17 235V236H18ZM139 235V234H138ZM168 235V234H167ZM173 235V234H172ZM234 235L235 236H237L236 238L234 237ZM134 236V235H133ZM145 236V235H144ZM143 236V237H144ZM148 236H150V235H148ZM147 236V237H148ZM92 237V236H91ZM153 237H152V239H153ZM174 237V236H173ZM176 237V236H175ZM200 237V236H199ZM62 238V237H61ZM136 238H138V237H136ZM145 238V237H144ZM143 238V239H144ZM149 238H151V237H149ZM3 239L4 238H0V262H2L1 260H4L6 257H7V255H8V253L9 252H7L8 250H9V248L8 249H5V248H3L4 247V244H3ZM21 239V238H20ZM87 239H88V236H86L85 235V241H87ZM151 239V240H152ZM171 239V238H170ZM10 240V239H9ZM23 240V239H22ZM41 240V239H40ZM44 240V239H43ZM134 240H137V239H134ZM142 240V239H141ZM146 240V239H145ZM154 240V239H153ZM39 241V240H38ZM37 241V242H38ZM110 241V240H109ZM133 241V240H132ZM144 241V240H143ZM142 241V242H143ZM150 241V240H149ZM18 242V239L16 240V243ZM41 242V241H40ZM46 242V241H45ZM112 242V241H111ZM138 242H140V240L138 241ZM10 244H14L15 243V241H12V240H10V242H9ZM78 243V242H77ZM145 243H148V241H146ZM158 243V242H157ZM8 244V243H7ZM134 244V243H133ZM141 244V243H140ZM139 244V245H140ZM71 245V244H70ZM124 245H125V243H124ZM143 245V244H142ZM204 245V244H203ZM28 246V245H27ZM30 246V245H29ZM32 246V245H31ZM30 246V247H31ZM77 246V245H76ZM130 246V245H129ZM128 246V247H129ZM132 246V245H131ZM133 246H135V245H133ZM132 246V247H133ZM141 246V245H140ZM6 247V246H5ZM29 247V248H30ZM79 247V246H78ZM115 247V246H114ZM131 247V248H132ZM142 247V246H141ZM203 247V246H202ZM233 247V251L234 252H232V254H230L229 252H230V249ZM7 248V247H6ZM19 248V247H18ZM18 248H16V249H11V251H15L16 252V250L18 249ZM27 248V247H26ZM62 248V247H61ZM123 249H126V247H122ZM122 248H120V249H118V250H116V249H112L113 251H120V250H122ZM139 248V247H138ZM144 248H145V245H144ZM21 249V248H20ZM31 249V248H30ZM30 249H28V251L30 250ZM130 249V248H129ZM132 249H136V247L135 248H132ZM131 249V250H132ZM142 249V248H141ZM39 250V249H38ZM130 250V251H131ZM166 250V249H165ZM164 250V251H165ZM40 251V250H39ZM167 251V250H166ZM30 252H31V250H30ZM58 252V251H57ZM124 252V251H123ZM168 253H169V251H167ZM20 253H22V252H20ZM44 253V252H43ZM64 253V252H63ZM82 253V252H81ZM144 253V252H143ZM166 253V252H165ZM221 253V254H220ZM42 254V253H41ZM47 254V253H46ZM58 254H62V253H58ZM132 254V253H131ZM167 254V253H166ZM44 255H45V253H44ZM143 255V254H142ZM146 255V254H145ZM149 255V254H148ZM151 255V254H150ZM157 257H156V259H154V258H149V259H147V261L149 262L148 264H162L161 263V260L158 258L159 257V254L157 253V254H155ZM161 255V254H160ZM163 255V254H162ZM182 255V254H181ZM204 255V254H203ZM37 256V255H36ZM208 256V255H207ZM39 257V256H38ZM87 257V256H86ZM147 257H149V256H147ZM164 257V256H163ZM174 257V256H173ZM230 257H233V259L232 258H230ZM30 258V257H29ZM62 258V257H61ZM167 258V257H166ZM165 258V259H166ZM203 258V257H202ZM19 259H20V257H19ZM34 259V258H33ZM162 259H164V258H162ZM172 259V258H171ZM18 260V259H17ZM29 260V259H28ZM35 260H36V258H35ZM167 260V259H166ZM30 261H32L31 259H30ZM29 261V262H30ZM127 261V260H126ZM213 261V260H212ZM28 262V261H27ZM195 262V261H194ZM230 262V263H231ZM19 263V261H15V263H13V264H18ZM31 263V262H30ZM35 263V262H34ZM191 263V262H190ZM189 263V264H190ZM193 263V262H192ZM196 263V262H195ZM1 264V263H0ZM54 264V263H53ZM60 264V263H59ZM104 264H107V262L106 263H104ZM186 264H187V262H186ZM206 264H209V262H207ZM237 264V263H236Z\"/></svg>",
  "mask_w": 264,
  "mask_h": 264
},
{
  "label": "snow or ice",
  "instance_id": "3",
  "mask_svg": "<svg viewBox=\"0 0 264 264\" xmlns=\"http://www.w3.org/2000/svg\"><path fill=\"white\" fill-rule=\"evenodd\" d=\"M199 2L200 0H170L167 4L148 10H40L43 15L25 13L15 20H0V23H12L17 28L42 31L45 35L76 33L98 39L110 36L112 40L122 39L128 43H132L130 36L135 40L159 36L168 41L167 47H149V51L185 52L202 51L213 46L223 48L224 55L205 73L207 79L199 85L202 97L199 104L174 106L159 120L150 122L147 132L140 134L138 138H130L132 151L129 156L133 157V163L166 175V181L159 186L163 191L153 193L148 200L125 205L132 210L149 201L158 202L167 191V186L174 185L178 178L173 169L179 166L168 156L172 149L165 143L163 135L174 114L193 111L206 103L219 100L234 108H244L250 116V122L264 127V79L253 83L249 91L229 87L250 68L264 71V0H219L221 6L214 10L177 18L175 13L180 7ZM2 9L3 3H0V10ZM125 20L131 23L124 24ZM109 131H114L117 139L123 134V130ZM161 152L164 154L161 155ZM163 160L169 161L167 168L160 167Z\"/></svg>",
  "mask_w": 264,
  "mask_h": 264
},
{
  "label": "water",
  "instance_id": "4",
  "mask_svg": "<svg viewBox=\"0 0 264 264\" xmlns=\"http://www.w3.org/2000/svg\"><path fill=\"white\" fill-rule=\"evenodd\" d=\"M121 69L129 76H132L134 78H142V77H147V76H152L150 72H147L142 66H139L135 63L132 64H123L121 66ZM261 228L259 227V230ZM262 230V229H261ZM258 239H264V234L258 232L257 234ZM264 256V254H263Z\"/></svg>",
  "mask_w": 264,
  "mask_h": 264
}]
</instances>
